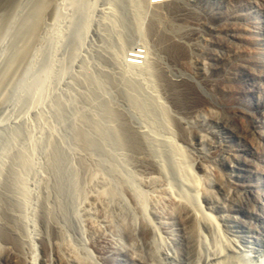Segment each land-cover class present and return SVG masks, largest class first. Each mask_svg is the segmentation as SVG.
Returning a JSON list of instances; mask_svg holds the SVG:
<instances>
[{
    "label": "rangeland",
    "instance_id": "374dc122",
    "mask_svg": "<svg viewBox=\"0 0 264 264\" xmlns=\"http://www.w3.org/2000/svg\"><path fill=\"white\" fill-rule=\"evenodd\" d=\"M179 1L199 12L183 21L169 4L154 21L151 0H0V264H58V232L92 264H264V121L259 155L244 138L255 112L244 90L260 89L264 102V0ZM232 10L253 75L246 87L207 85L199 71L206 63L220 78L219 29L232 26ZM175 42L186 45V67ZM137 50L164 79L196 81L182 88L205 103L179 89L175 104L156 71L132 80ZM124 128L148 143L132 147Z\"/></svg>",
    "mask_w": 264,
    "mask_h": 264
},
{
    "label": "bare ground",
    "instance_id": "6f19581e",
    "mask_svg": "<svg viewBox=\"0 0 264 264\" xmlns=\"http://www.w3.org/2000/svg\"><path fill=\"white\" fill-rule=\"evenodd\" d=\"M137 2V1H136ZM174 2V3H173ZM45 3V2H44ZM43 3V4H44ZM42 4V3H41ZM48 4V3H47ZM138 4V3H137ZM169 4H172V8L173 9H175L176 10V8H179V17L181 18L180 20H183V21H185V20H187L188 18L187 17H190V16H194V15H196L199 11H197V13L194 11V10H192L191 11V9H189V8H187V7H185L184 5H182L181 4V2L179 1V0H174V1H171V0H151V2H149V9H151V13H150V16L153 18V20L154 21H157L158 19V17H160L161 15H162V11L160 10V8L162 7V6H164V5H169ZM137 7H139V6H137ZM42 8V7H41ZM140 8V7H139ZM138 9V8H137ZM228 10H230V8H227ZM140 13V12H139ZM164 13V12H163ZM141 14V13H140ZM208 15V14H207ZM200 17V16H199ZM212 17V16H211ZM221 17V16H220ZM220 17H218V18H220ZM230 20H231V24H232V26H228V27H226V25H224V24H226V22H224V23H222V26H221V28L219 29L221 32H223V31H225L226 32V34H224L225 36H223V38H225V41H226V49H227V53H224V55L222 56V58H221V67H219V71H220V73H219V79L217 78V77H215V78H212V73H211V70L208 68V66L206 65V63L204 64V66H203V68L201 69V71H199V75H200V78L203 80V82L204 83H206L207 85H212L215 81H219V83L218 84H220V82L223 84V85H225V86H248V85H246V84H244L243 82L245 81V79L246 78H248V77H251L252 75H253V73H252V69L251 68H249V67H247L246 65H245V63L246 62H250V59H251V57H253L252 55H248L249 54V52H248V54H244V46L242 47V44H243V36H242V32H243V29H244V27L242 26V20L240 19V17L239 16H237L234 12H233V10L231 11V13H230ZM26 18V17H25ZM215 18H217V16L215 17ZM218 18L216 19V20H218ZM195 19V18H194ZM197 20V19H196ZM212 20H213V18H212ZM222 20V19H221ZM220 20V21H221ZM36 21V20H35ZM34 21V22H35ZM136 21L137 22H139L140 23V21L138 20V19H136ZM201 21V20H200ZM223 21V20H222ZM153 24V23H152ZM157 25V22H156V24H154V27ZM158 26V25H157ZM198 26V25H197ZM218 27V26H217ZM196 28V27H195ZM139 29H140V27H139ZM154 28H152V30H153ZM157 30H158V28H157ZM151 32H153V31H151ZM156 32V31H155ZM159 33V32H158ZM197 33V30L196 29H194V28H191L190 29V32H189V35H195ZM221 37V36H220ZM222 38V37H221ZM253 38V37H252ZM223 40V39H222ZM224 41V40H223ZM145 43V42H144ZM176 43V42H175ZM183 43V42H182ZM221 43V42H220ZM172 46H174V47H171V51L173 52V53H175L174 55H176L177 57V59H178V61L182 64V65H184L185 67L187 66L186 64H187V59H188V50H187V48H186V45L183 43V44H174V45H172ZM147 47V46H146ZM138 51V50H137ZM132 53V52H131ZM247 53V52H246ZM251 54V53H250ZM133 56L136 58V59H133V65L131 64V67H129V68H131V74H132V76H130L131 77V79L132 80H135V77H138V74L141 72V73H144V74H151V73H153V72H155L156 71V73H157V75L159 76L160 75V77L164 80V82H166L167 83V85L168 86H172V90L174 91V93H173V95H172V98H173V100H174V103L175 104H177V103H179V105L181 104L180 103V99L178 98V97H176V92L177 91H180L181 89H182V93H184L185 95L187 94V95H190V100H191V102L192 103H198V104H200L199 102L201 101H204L203 100V98H201L200 97V94H198L196 91L194 92L193 91V93H192V91H191V89H189L191 92H189V90H187L186 88L188 87V86H198V83L196 82V81H194V80H191V79H189L188 77H184L183 75H181V76H177V77H175V78H163L162 76V74H161V72L160 71H158V70H156V66H154L155 64H154V62L153 61H151V60H149L148 58H146V56H147V52H146V55L144 54V52H140V51H138V52H136L135 54H133ZM133 57V58H134ZM150 58V57H149ZM248 58V60H246ZM258 59H260V58H257V59H255V60H252V62L253 63H257L258 62ZM132 62V61H131ZM143 62V63H142ZM260 60H259V64H260ZM130 63V62H129ZM251 63V62H250ZM252 65H254V64H252ZM128 67V66H127ZM128 69V68H127ZM163 72V71H162ZM240 73H241V77H240ZM153 75V74H152ZM243 75V76H242ZM135 76V77H134ZM214 77V76H213ZM241 78H242V80H241ZM217 83L215 82V84H213L214 86L216 85ZM221 84V85H222ZM212 85V86H213ZM182 86H187V87H185V89L184 88H182ZM181 87V88H180ZM245 87H243V89L245 88ZM256 87V86H255ZM257 88V87H256ZM180 89V90H179ZM244 92H246V94L249 96V99H251V101H254V110H255V112L256 113H261V116L257 119H255V112H254V114H249L248 116H246V119H247V124H245L246 126H245V129H244V138H245V140L246 141H248L250 144V146H249V151L251 152V154H252V156H254V155H259V154H256L257 152H258V150H259V148H260V146L261 145H259V144H257L256 142H254V140H255V138H257L258 136H259V134L261 135V132H262V129H263V127H262V124H263V121H264V102H262V98H261V90L260 89H258V90H256V91H253V90H250L249 88L248 89H245L244 90ZM172 94V93H171ZM178 95V94H177ZM181 95V94H180ZM189 98V97H188ZM135 100V99H134ZM186 100V99H185ZM132 101H133V99H132ZM188 101H189V99H188ZM188 101H184V103L186 102L187 104L189 103ZM135 104H136V102H134ZM183 103V102H182ZM204 103H205V101H204ZM208 103V102H207ZM190 104V103H189ZM178 105V104H177ZM184 105H186V104H184ZM183 105V106H184ZM196 105V104H195ZM195 105H194V108H195ZM202 105V104H201ZM187 106V105H186ZM189 106V105H188ZM188 106H187V108H188ZM161 108H163V107H161ZM190 108V107H189ZM111 109V108H110ZM113 110V109H112ZM161 110V109H160ZM165 111V110H164ZM113 116H115V114L113 115ZM165 121V120H164ZM167 122V121H166ZM81 125V124H80ZM79 126V125H78ZM23 128H24V126H23ZM77 128V127H76ZM128 128V127H127ZM127 128H124V130L125 131H122L123 132V134H124V132H125V136H124V138H125V140H127L128 141V143L129 144H131V146L132 147H136V148H140V146H142L143 147V145H144V141L146 140V142L148 143V141H149V139H148V141H147V138L145 139L144 138V136H143V138H140L141 136H138V134H136L135 132H133L132 130H129V129H127ZM168 128V127H167ZM183 129V128H182ZM25 130V129H24ZM204 130V129H203ZM205 131V130H204ZM19 132H21V131H19ZM80 132V131H79ZM138 132V131H137ZM81 133V132H80ZM83 134V133H82ZM85 134H86V132H85ZM117 134H119V133H117ZM122 134V133H121ZM81 135V134H80ZM86 136V135H85ZM120 136V135H119ZM146 136V135H145ZM242 136L243 135H241V137L240 138H242ZM121 137V136H120ZM260 137H262V136H260ZM259 138V137H258ZM121 139H123V135H122V138ZM261 140V139H260ZM244 141V140H243ZM202 142V141H201ZM220 142V140L218 141V143ZM258 142H260V141H258ZM221 143V142H220ZM142 144V145H141ZM245 144V143H244ZM262 144H263V142H262ZM197 145H199V144H197ZM225 145V144H224ZM248 145V144H247ZM242 146H243V144H242ZM245 146V145H244ZM263 146V145H262ZM144 147H146V146H144ZM228 147V146H227ZM241 147V146H240ZM246 147V146H245ZM201 148V147H200ZM141 149V148H140ZM241 149V148H240ZM264 149V148H263ZM148 150V149H147ZM229 150V149H228ZM242 150V149H241ZM233 151V150H232ZM243 151V150H242ZM245 151V150H244ZM261 151V150H260ZM15 152V151H14ZM200 152H202L201 154H203V156L204 157H206V156H209L208 154H206L205 153V150L203 149V147H202V149L200 150ZM259 153V152H258ZM261 153H263V152H261ZM19 154V153H18ZM249 154V153H248ZM17 156V155H16ZM15 156V157H16ZM263 156V155H262ZM18 157V156H17ZM241 157H242V155H241ZM260 157V156H259ZM243 158H244V156H243ZM246 158V157H245ZM18 160V159H17ZM256 160V159H255ZM19 161V160H18ZM17 162V161H16ZM260 162V161H259ZM263 162V161H262ZM14 163V162H13ZM51 163V162H50ZM12 164V163H11ZM15 164V163H14ZM52 164V163H51ZM54 164V163H53ZM241 164V163H240ZM83 165H85V164H83ZM157 165V164H156ZM156 165H155V168H156ZM171 165V164H170ZM245 165H246V167L248 168V169H252L254 166H255V161H254V159L251 157V160H246L245 161ZM57 166V165H56ZM58 167V166H57ZM83 168H86V166H84ZM159 168V167H158ZM161 168V167H160ZM160 168L159 169H156V170H160ZM162 168H165V167H162ZM211 168H209L207 165L205 166V165H202V170H203V172H204V174H205V176L207 177L206 178V180H208V181H206L207 182V184H205V187L204 188H201V190H202V192L201 193H205V194H207V193H209L211 190V187H213L211 184H210V175H211V173H210V170ZM259 169H260V167H259ZM258 169V170H259ZM210 170V171H209ZM262 170V169H261ZM11 171V170H10ZM55 171V170H54ZM256 171V170H255ZM263 171V170H262ZM57 172H58V170H57ZM188 172V171H187ZM254 172V171H253ZM11 173V172H10ZM55 173V172H54ZM77 173V172H76ZM180 173V172H179ZM17 174H18V172H17ZM79 174V173H78ZM253 174V173H252ZM7 175H9V174H7ZM14 175V174H13ZM220 175V174H219ZM233 176V175H232ZM241 176V175H240ZM264 176V175H263ZM7 177V176H6ZM9 177V176H8ZM11 177V176H10ZM16 177V176H15ZM246 178H247V176H245ZM212 178H214V177H212ZM231 178H233V177H231ZM248 178H250V177H248ZM6 179H8V178H6ZM9 179H11V178H9ZM227 179V178H226ZM242 179V178H241ZM251 179V178H250ZM249 179V180H250ZM12 180H13V177H12V179L9 181V184H8V189H7V191H9V193H11V190H12V188H13V184L14 185H17V183L15 184L14 182H12ZM80 180V179H79ZM205 180V179H204ZM228 180H229V178H228ZM13 181H15V180H13ZM258 181V180H257ZM229 182H231L230 180H229ZM233 182V181H232ZM231 182V183H232ZM244 182V181H243ZM243 182H241L242 184H243ZM230 183V184H231ZM245 183V182H244ZM199 185L200 184V180L199 179H196L195 180V185ZM233 184H235V183H233ZM254 184H256V183H254ZM258 184V183H257ZM262 184V183H261ZM129 185V184H128ZM224 185H225V183H224ZM244 185H246V184H244ZM250 185V184H249ZM226 186V185H225ZM228 186V185H227ZM254 186H259V184L258 185H254ZM244 187V186H243ZM250 187V186H249ZM229 188V187H228ZM234 188V187H233ZM239 188H241V187H239ZM245 188V187H244ZM222 189V188H221ZM236 189H238V187L236 188ZM242 189V188H241ZM249 189V188H248ZM200 190V189H199ZM200 190V191H201ZM232 190V189H231ZM233 190H235V189H233ZM240 190V189H239ZM249 190H251V189H249ZM126 191V190H125ZM170 191V190H169ZM236 191V190H235ZM238 191V190H237ZM242 191H244V190H242ZM13 192V191H12ZM16 192V191H15ZM103 192H104V190H103ZM225 192H227V191H225ZM239 192V191H238ZM9 193H8V195H9ZM186 193V192H185ZM245 193V192H244ZM101 194H102V192H101ZM229 194V193H228ZM232 194V193H231ZM248 194V193H247ZM252 194V193H251ZM8 195H4L5 196V198L8 196ZM12 195V194H11ZM99 195H100V193H99ZM109 195V194H108ZM172 195V194H171ZM249 195V194H248ZM254 195H257V194H254ZM10 196V195H9ZM102 196V195H101ZM182 195H180V197H181ZM258 196V195H257ZM13 197V196H12ZM100 197V196H99ZM103 197V196H102ZM106 197V196H105ZM109 197V196H108ZM170 197V196H169ZM256 197V196H255ZM9 198V197H8ZM45 198V197H44ZM46 198H48V196L46 197ZM94 198L96 199V200H99L98 199V193H96L95 195H94ZM183 198V197H182ZM195 198H197V202H198V204H199V202H200V192H198L197 191V193H196V195H195ZM107 200H108V198H106ZM258 199H259V196H258ZM257 199V200H258ZM8 199H5V201H7ZM106 200V201H107ZM173 200V199H172ZM171 200V201H172ZM195 200V199H194ZM13 201H14V199H13ZM174 201V200H173ZM193 201V200H192ZM259 201V200H258ZM14 202H16V201H14ZM45 202V201H44ZM101 202V201H100ZM103 202V201H102ZM119 202V201H118ZM123 202V201H122ZM176 202V201H175ZM195 202V201H194ZM256 202V201H255ZM2 203H4V202H2ZM9 203V202H8ZM106 203V202H105ZM105 203H103V204H105ZM109 203V202H108ZM107 203V204H108ZM11 204V203H10ZM106 204V205H107ZM112 204V203H111ZM118 204H121L120 202L118 203ZM126 204V203H125ZM125 204L123 205V206H125ZM4 205V204H3ZM13 205H15V204H13ZM121 205V206H122ZM45 206L47 207V204L45 203ZM108 206V205H107ZM112 206V205H111ZM117 206H119V205H117ZM19 207V206H18ZM9 208V207H8ZM48 208V207H47ZM106 208V207H105ZM108 208V207H107ZM106 208V209H107ZM49 209V208H48ZM48 209H46L45 211H44V209H43V211L44 212H46V217H50V215L49 214H51L52 212H54V211H52V212H49L50 210H48ZM54 209H56V208H54ZM54 209H52V210H54ZM125 209L127 210V207L125 206ZM143 209V208H142ZM153 209H155V208H153ZM152 209V210H153ZM120 210V209H119ZM123 210V209H122ZM12 211V210H11ZM120 212H121V210H120ZM155 212V211H154ZM158 212V211H157ZM162 212V211H161ZM59 213V212H58ZM57 213V214H58ZM45 214V213H44ZM57 214H56V216H57ZM160 214V213H159ZM59 215V214H58ZM63 215V214H62ZM61 215V216H62ZM54 216V215H53ZM205 216V215H204ZM45 216H44V218H46ZM55 217V216H54ZM64 217V216H63ZM210 217V216H209ZM57 218V217H56ZM50 219H52V218H50ZM54 219V218H53ZM45 220V219H44ZM258 220V219H257ZM144 221V220H143ZM14 222V221H13ZM50 222H52V220L50 221ZM147 222V221H146ZM259 222V221H258ZM56 222H54V224H55ZM150 222H148V224H149ZM47 224V223H46ZM57 224V223H56ZM55 224V225H56ZM144 223H142V225H143ZM49 225V224H48ZM91 225H92V222H91ZM97 225V224H96ZM150 225H151V223H150ZM149 225V226H150ZM167 225V224H166ZM218 225V224H217ZM52 226H53V224H52ZM92 226H94V225H92ZM247 226V225H246ZM55 230H57V228H55V227H53ZM96 228V227H95ZM100 228V227H99ZM152 228V227H151ZM153 228H155V227H153ZM4 229V228H3ZM93 229V228H92ZM98 229V228H97ZM253 229V228H252ZM59 230V229H58ZM95 230V229H94ZM100 230H102V229H100ZM98 231V230H97ZM103 231V230H102ZM150 231V230H149ZM148 231V232H149ZM94 232V231H93ZM96 232V231H95ZM94 232V233H95ZM98 232H100V231H98ZM6 233V232H5ZM149 233H151V232H149ZM7 234V233H6ZM6 234H3V235H5L6 236ZM58 236H60V237H58L56 240H54V242L51 244V249L52 250H54L55 252H56V256L58 257V259H57V261H58V264H92V263H90L89 261H87L85 258H83V256L81 257L80 255H78V253L72 248V246L67 242V240H65L63 237H62V235H64V234H62L61 235V233L60 232H58ZM99 234V233H98ZM152 235V234H151ZM154 235V234H153ZM156 235V234H155ZM100 236V235H99ZM43 241V240H42ZM50 241V240H49ZM40 242V241H39ZM46 242V241H45ZM43 243L42 245L44 246V255L46 256V254L48 253V244L47 243ZM49 244H50V242H49ZM50 246V245H49ZM36 255V254H35ZM42 260H44V259H42ZM32 264H34V263H32Z\"/></svg>",
    "mask_w": 264,
    "mask_h": 264
}]
</instances>
